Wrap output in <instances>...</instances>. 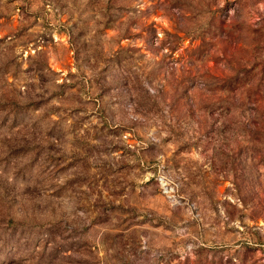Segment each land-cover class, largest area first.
I'll return each mask as SVG.
<instances>
[{"label": "rangeland", "instance_id": "1", "mask_svg": "<svg viewBox=\"0 0 264 264\" xmlns=\"http://www.w3.org/2000/svg\"><path fill=\"white\" fill-rule=\"evenodd\" d=\"M0 264H264V0H0Z\"/></svg>", "mask_w": 264, "mask_h": 264}]
</instances>
